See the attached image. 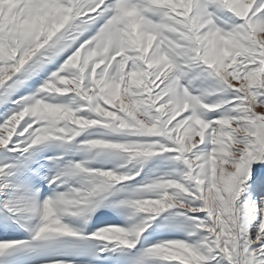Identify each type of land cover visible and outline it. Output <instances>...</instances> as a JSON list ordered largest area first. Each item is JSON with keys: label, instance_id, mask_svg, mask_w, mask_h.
Listing matches in <instances>:
<instances>
[{"label": "snow or ice", "instance_id": "snow-or-ice-1", "mask_svg": "<svg viewBox=\"0 0 264 264\" xmlns=\"http://www.w3.org/2000/svg\"><path fill=\"white\" fill-rule=\"evenodd\" d=\"M0 264H264V0H0Z\"/></svg>", "mask_w": 264, "mask_h": 264}]
</instances>
